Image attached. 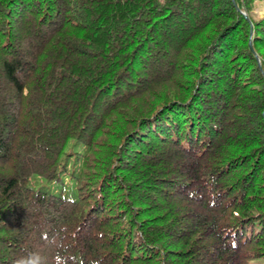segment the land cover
Listing matches in <instances>:
<instances>
[{
  "label": "trees",
  "instance_id": "obj_1",
  "mask_svg": "<svg viewBox=\"0 0 264 264\" xmlns=\"http://www.w3.org/2000/svg\"><path fill=\"white\" fill-rule=\"evenodd\" d=\"M233 1L0 0V264H264V0Z\"/></svg>",
  "mask_w": 264,
  "mask_h": 264
},
{
  "label": "rangeland",
  "instance_id": "obj_2",
  "mask_svg": "<svg viewBox=\"0 0 264 264\" xmlns=\"http://www.w3.org/2000/svg\"><path fill=\"white\" fill-rule=\"evenodd\" d=\"M262 13H264V7L259 3H255L251 11L252 16L258 17ZM28 184L33 188H42L62 195L66 194L68 196H72L74 194V190L70 186V183L67 182V180H64L63 183L49 182L43 177L31 174L28 179Z\"/></svg>",
  "mask_w": 264,
  "mask_h": 264
},
{
  "label": "water",
  "instance_id": "obj_3",
  "mask_svg": "<svg viewBox=\"0 0 264 264\" xmlns=\"http://www.w3.org/2000/svg\"><path fill=\"white\" fill-rule=\"evenodd\" d=\"M232 3H233V5H234V7L237 9V10H239L237 7H236V5H235V3H234V1L232 0ZM241 12V11H240ZM242 14H243V12H242Z\"/></svg>",
  "mask_w": 264,
  "mask_h": 264
}]
</instances>
